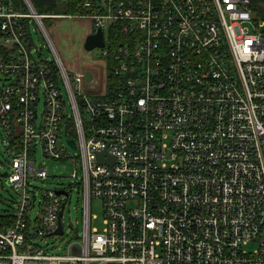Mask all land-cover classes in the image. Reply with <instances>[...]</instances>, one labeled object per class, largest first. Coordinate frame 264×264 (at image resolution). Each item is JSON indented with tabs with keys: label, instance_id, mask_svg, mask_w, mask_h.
Here are the masks:
<instances>
[{
	"label": "built area",
	"instance_id": "built-area-1",
	"mask_svg": "<svg viewBox=\"0 0 264 264\" xmlns=\"http://www.w3.org/2000/svg\"><path fill=\"white\" fill-rule=\"evenodd\" d=\"M38 4L0 0L2 176L19 194L0 216V264H264V18L254 0H68L63 14ZM49 18L102 32L101 77L66 69ZM32 25L54 61L35 57ZM39 148L82 172L83 236L60 252L48 240L65 232L70 192L31 185L49 177Z\"/></svg>",
	"mask_w": 264,
	"mask_h": 264
},
{
	"label": "rangeland",
	"instance_id": "rangeland-1",
	"mask_svg": "<svg viewBox=\"0 0 264 264\" xmlns=\"http://www.w3.org/2000/svg\"><path fill=\"white\" fill-rule=\"evenodd\" d=\"M68 0H58V3L44 2L37 5L38 11L45 14H63L68 13L66 2ZM47 32L53 41L61 59L69 72L75 70L84 71L86 68H93L98 73L101 69L100 62L101 51L99 47L92 50L85 48L87 37L93 32L92 21L88 19H68V18H49L45 20ZM264 31V26L261 27ZM31 34L35 40V45L38 47V52L33 50L36 58L41 57L45 61H54V56L49 48V43L44 37V34L38 30L34 25L31 27ZM41 107V106H40ZM67 113L69 118H72V113L69 105L67 106ZM65 131L63 143H66ZM7 135L6 132L0 128V216L15 212L17 203L19 201V194L7 182L6 178L2 176L7 171V166L10 161L7 153ZM72 157L78 158L79 151L69 149ZM38 161L43 162L44 166L49 172L48 179L42 181H33L31 185L35 186L37 193L41 190L59 189L66 185L69 188V197H63V201L67 200L65 207L63 222L65 224V232L62 236L51 238L48 240L50 244L49 252H60L64 249L66 243L70 240L81 239L83 236L82 230V214H83V197L81 187L78 184L82 179V172L79 165H74L70 160L55 161L50 158H43L42 150L39 148L37 153ZM79 160V159H78ZM78 172V179H73L74 171ZM38 209L34 208L30 211V216L35 218ZM92 213L96 214L93 220V225L102 227V211L98 202H94L92 206ZM69 223L73 224L74 229L69 227ZM53 245L54 248H51Z\"/></svg>",
	"mask_w": 264,
	"mask_h": 264
},
{
	"label": "water",
	"instance_id": "water-1",
	"mask_svg": "<svg viewBox=\"0 0 264 264\" xmlns=\"http://www.w3.org/2000/svg\"><path fill=\"white\" fill-rule=\"evenodd\" d=\"M36 3H43V2H51V3H56V0H35ZM104 45V42H103V34L102 32L99 30L97 33L95 34H90L87 39H86V42H85V48L88 49V50H92L93 48L95 47H102ZM93 78V73L92 71L89 69L86 71V79H87V82L89 83ZM68 143H70L73 147H75V143L73 142V140H69ZM102 156H100V159L99 161H102ZM114 160V157H110V161H113ZM4 176H6L7 174L4 173L3 174ZM58 193H65L66 192L64 191H58ZM62 214V211L60 212V215ZM62 232V226L59 227L58 229V233H61Z\"/></svg>",
	"mask_w": 264,
	"mask_h": 264
},
{
	"label": "trees",
	"instance_id": "trees-1",
	"mask_svg": "<svg viewBox=\"0 0 264 264\" xmlns=\"http://www.w3.org/2000/svg\"><path fill=\"white\" fill-rule=\"evenodd\" d=\"M254 3L258 12V18H264V0H254Z\"/></svg>",
	"mask_w": 264,
	"mask_h": 264
}]
</instances>
